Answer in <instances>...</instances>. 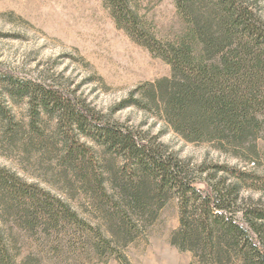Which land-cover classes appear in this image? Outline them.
I'll return each instance as SVG.
<instances>
[{
  "label": "trees",
  "instance_id": "trees-1",
  "mask_svg": "<svg viewBox=\"0 0 264 264\" xmlns=\"http://www.w3.org/2000/svg\"><path fill=\"white\" fill-rule=\"evenodd\" d=\"M103 1L118 29L170 66L169 79L135 87L106 114L36 80L8 78L0 86L2 99L26 100L31 128L42 114L53 118L62 161L84 166L83 177L117 216L126 240L155 203L171 196L179 221L171 244L179 251L190 252L199 264H264V204L241 194L243 186L264 190V176L226 164L189 167L155 138L111 118L128 107L155 110L189 142L246 150L264 124V21L254 1L174 0L189 27L177 42L157 38L129 0ZM5 110L0 105L1 118L10 124ZM90 143L120 160L117 177L99 171ZM0 217L27 232L87 225L60 198L3 167ZM0 264H14L1 223Z\"/></svg>",
  "mask_w": 264,
  "mask_h": 264
},
{
  "label": "rangeland",
  "instance_id": "rangeland-1",
  "mask_svg": "<svg viewBox=\"0 0 264 264\" xmlns=\"http://www.w3.org/2000/svg\"><path fill=\"white\" fill-rule=\"evenodd\" d=\"M253 1L264 21V0ZM129 2L157 38L177 42L187 35L189 27L174 0ZM170 77L167 63L115 26L103 0H0V86L8 78L40 81L67 90L106 114L135 87ZM0 105L11 116L9 124L0 115V167L60 198L87 224L27 232L0 217L14 264H199L190 252L171 244L179 228L175 198L169 196L161 206L155 203L126 240L117 216L83 177L84 166L73 168L62 161L53 118L42 114L31 128L26 100L4 101L0 95ZM111 118L155 138L189 167L226 164L264 176V124L258 137L241 150L189 142L155 110L128 107ZM90 145L99 171L117 177L120 160ZM241 194L264 204L263 189L243 186ZM87 226L99 231L110 245Z\"/></svg>",
  "mask_w": 264,
  "mask_h": 264
}]
</instances>
